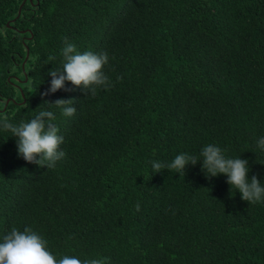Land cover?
<instances>
[{
  "label": "trees",
  "instance_id": "1",
  "mask_svg": "<svg viewBox=\"0 0 264 264\" xmlns=\"http://www.w3.org/2000/svg\"><path fill=\"white\" fill-rule=\"evenodd\" d=\"M65 39L109 54V87L42 96ZM61 98L72 117L44 105ZM0 108L14 124L53 111L66 153L29 163L0 130V240L31 228L57 258L264 264V202L202 162L151 163L212 144L264 183V0H0Z\"/></svg>",
  "mask_w": 264,
  "mask_h": 264
},
{
  "label": "clouds",
  "instance_id": "2",
  "mask_svg": "<svg viewBox=\"0 0 264 264\" xmlns=\"http://www.w3.org/2000/svg\"><path fill=\"white\" fill-rule=\"evenodd\" d=\"M61 55L63 64L50 70V87L42 96L46 97L65 88L66 81L77 87L82 86L86 96L95 95L97 88L110 86L109 76L104 70L109 65V54L106 51L80 52L74 43L65 39ZM73 104L74 100L64 98L54 103H44L60 109L65 117H72L77 112ZM55 119V113L46 108L40 110L31 120L19 124L12 123L6 115H0V130L10 132L12 137L18 138V153L25 161L51 169L66 155L61 149L64 137L58 135L59 128L53 123ZM256 143L260 150H264V137L258 138ZM200 157L202 158L181 153L170 164L152 161V169L155 173L162 169L185 173L187 165L202 162V170L208 178L224 174L228 177L226 182L231 186V191L233 188L238 190L244 201L249 204L264 202V183L256 175L249 179L250 167L247 159H241L240 156L226 157L220 147L212 144L203 147ZM136 209L140 210L139 203ZM0 264H106V260H81L69 255L57 258L48 249L46 240L31 228L21 231L13 227L0 240Z\"/></svg>",
  "mask_w": 264,
  "mask_h": 264
},
{
  "label": "water",
  "instance_id": "3",
  "mask_svg": "<svg viewBox=\"0 0 264 264\" xmlns=\"http://www.w3.org/2000/svg\"><path fill=\"white\" fill-rule=\"evenodd\" d=\"M24 4V3H23ZM23 4L20 6V9H19V15L21 14V10H22V7H23ZM28 55H29V52H28ZM28 55H27V57H28ZM27 80V79H26ZM9 102V101H8ZM7 102V103H8ZM1 109V108H0Z\"/></svg>",
  "mask_w": 264,
  "mask_h": 264
}]
</instances>
